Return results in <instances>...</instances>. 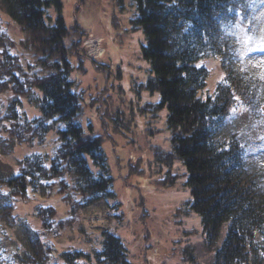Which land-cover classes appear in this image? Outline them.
<instances>
[{
    "label": "trees",
    "instance_id": "obj_1",
    "mask_svg": "<svg viewBox=\"0 0 264 264\" xmlns=\"http://www.w3.org/2000/svg\"><path fill=\"white\" fill-rule=\"evenodd\" d=\"M0 3L23 35L13 44L0 25V264H132L130 250L110 228L95 234L81 225L84 219L75 223L83 210L106 207L93 215L99 222L121 205H110L118 199L103 147L106 136L79 121L84 96L73 73L81 63L73 59H79V49L70 47L82 31L66 26L61 0ZM132 3L136 13L129 19L131 30L142 32L141 56L151 73L140 85L142 98L145 93L156 97L150 103L139 101L133 111L166 112L171 142L157 157L168 166L182 163L186 204L201 218L203 239L215 249L214 264H264L259 143L226 129L236 114L256 120L264 116V79L241 62L254 53L242 44L263 34L259 17L264 0ZM214 62L221 72L212 84ZM26 106H33L37 115L30 116ZM52 133L51 151L3 159L21 145L46 146ZM57 196L68 205L65 213L52 200ZM21 200H40L32 216L18 214ZM66 228L94 244L63 248L58 241Z\"/></svg>",
    "mask_w": 264,
    "mask_h": 264
},
{
    "label": "rangeland",
    "instance_id": "obj_2",
    "mask_svg": "<svg viewBox=\"0 0 264 264\" xmlns=\"http://www.w3.org/2000/svg\"><path fill=\"white\" fill-rule=\"evenodd\" d=\"M61 4L66 26L74 25L76 30L82 31L70 47V50L79 49L80 55L78 60L73 58L81 63L73 73L77 91L84 96L80 123H91L97 133L106 136L103 147L115 177L114 191L118 199L110 205L121 204L120 211L114 210L111 217L109 213L112 211H108L105 221L103 217L99 222L93 221L94 216L106 209L98 206L83 210L75 223L84 219L81 225L95 234L110 228L130 250L132 264H214L215 249L208 247L203 239L201 218L186 204L189 192L184 185L182 163L173 162L168 166L159 162L157 157L161 149L168 150L170 147L166 112L149 110L138 115V108L133 111L139 101L140 104L150 103L156 97L145 93L142 98L144 89L140 85L147 81L151 73L141 56V45L144 43L142 32L131 30L129 19L136 12L132 0H61ZM260 11L263 34L242 44L245 51L253 50L254 53L241 62L255 73L254 76L264 79V8ZM0 13L1 32L11 35L14 40L10 42L14 44L23 36L20 28L10 23L1 3ZM51 14L56 13L53 10ZM233 40H237L235 36ZM243 56L244 51L240 54V57ZM93 59L105 65L97 64ZM215 64H210L214 72L210 79L212 84L221 72ZM26 107L32 111L30 116L37 115L33 106ZM263 121L264 116L256 120L244 113L231 117L226 125L228 131L239 130L254 145L259 143L256 150L261 156L262 166ZM54 137L53 133L48 136L49 142L44 143L46 146H18L14 155L4 156L3 159L10 162L15 157L32 152L51 151ZM167 173L169 179L166 178ZM52 200L59 202V196ZM38 201L21 200L17 204L18 214L24 218L32 216ZM58 208L65 213L68 205L60 201ZM120 212L122 219H117ZM33 224L37 226V222ZM62 234L58 242L64 244L63 248L67 244L77 248L94 244L92 239L82 237L76 230L66 228Z\"/></svg>",
    "mask_w": 264,
    "mask_h": 264
},
{
    "label": "snow or ice",
    "instance_id": "obj_3",
    "mask_svg": "<svg viewBox=\"0 0 264 264\" xmlns=\"http://www.w3.org/2000/svg\"><path fill=\"white\" fill-rule=\"evenodd\" d=\"M197 67H199V65H197ZM4 195H7V193L5 192Z\"/></svg>",
    "mask_w": 264,
    "mask_h": 264
}]
</instances>
